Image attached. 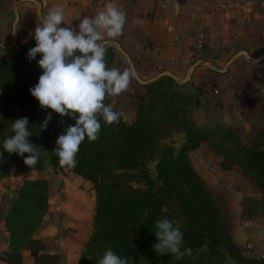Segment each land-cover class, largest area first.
<instances>
[{"label": "trees", "instance_id": "1", "mask_svg": "<svg viewBox=\"0 0 264 264\" xmlns=\"http://www.w3.org/2000/svg\"><path fill=\"white\" fill-rule=\"evenodd\" d=\"M34 46L35 41L31 38L26 45L19 47L11 58L0 63V75L17 66L21 67L25 62L33 65L37 71V75L32 79L20 78L12 89L1 96V113L7 120L29 105L41 124L50 111L42 110L29 93V89L37 83L42 74L36 60L29 62L27 59V52ZM39 58L38 55L36 59ZM113 58V51L108 48L105 56L107 68H110ZM150 119L151 113L139 103L136 119L132 124L125 125L120 121L114 123L113 130L116 133L113 131L108 147L99 148L95 141L90 142L91 163L87 162L79 149L76 154L77 166L68 169L59 165L58 157L52 151L57 137L67 127L72 126L73 119L52 114L46 128L52 134L47 141L49 166L56 171L65 168L89 181L93 185L95 195L93 232L86 242L78 264H98L107 249L127 258L128 264H264V258H247L242 255L231 236L228 211L224 210L218 198L209 192L188 155L189 152L199 149L203 143H207L213 153L230 163H240L244 160L240 163L244 174L249 175L254 171L259 174L257 186L261 198L258 202H251V212L255 216L264 217V122L251 143L241 150L232 130L221 129L213 133L204 131L192 126L187 118L183 117L177 124L185 133L184 146L173 156L160 160L155 167V177L151 178L141 161L144 157L143 139L148 138L155 127V121ZM113 143L115 145H112ZM6 155L8 160L0 163V181L10 175V165H14L18 173L41 171L44 167L39 159L36 165L26 166L24 158L27 154ZM109 163H118L122 167L115 169L108 165ZM221 168L230 169L226 164H221ZM135 175L138 180L131 181ZM34 200L38 201L36 208L39 210L41 221L46 215L47 207L45 179L25 181L7 211L4 223L10 237V248L1 259L6 264H21V254L24 250L29 251L34 264H61L57 255H40L45 246L42 242L31 239L32 234L45 227L43 223L38 222L33 226L29 220V223H25L26 227L22 226L28 210L25 203ZM161 218H167L179 226L183 233L181 251L189 248L190 255L176 259L171 254L155 253V223ZM197 253L199 256L195 258Z\"/></svg>", "mask_w": 264, "mask_h": 264}, {"label": "crops", "instance_id": "2", "mask_svg": "<svg viewBox=\"0 0 264 264\" xmlns=\"http://www.w3.org/2000/svg\"><path fill=\"white\" fill-rule=\"evenodd\" d=\"M105 3L106 0H0L3 53L0 61L11 57L31 40L39 23L38 13L43 15L60 6L64 9L65 24L75 28L80 17L95 15ZM114 3L122 7L126 23L122 35L109 48L116 50V68L128 70L130 76L134 73L128 86L134 83L143 89L151 81L160 80L162 77H157L162 73H168L170 76L163 77L178 83L189 75L193 76L189 82H193L194 76L200 73L204 77L217 76L220 95L198 110L194 118L216 117L213 120L219 125L237 132L248 131L262 122L264 60L248 66L240 57L246 58L264 48V0H114ZM200 34L206 46L196 50ZM200 60L205 68L192 69ZM16 176L22 181L40 180L33 172ZM2 194L0 264H6L1 259L9 252L10 237L4 223L7 212L1 206ZM83 214H78L77 219ZM78 226L79 223L76 233L65 229L56 232L46 226L32 234L31 239L45 246L40 255H57L61 264H78L86 245L82 244L83 232ZM21 256V264H34L28 250L22 251Z\"/></svg>", "mask_w": 264, "mask_h": 264}, {"label": "rangeland", "instance_id": "3", "mask_svg": "<svg viewBox=\"0 0 264 264\" xmlns=\"http://www.w3.org/2000/svg\"><path fill=\"white\" fill-rule=\"evenodd\" d=\"M205 46L206 42L202 48ZM112 51L115 56L116 50ZM240 59L248 66L257 65L264 60V48L256 54H248L246 58L241 56ZM4 60H1L0 63ZM203 63V60L196 62L192 69L205 68ZM110 68H116L114 58ZM35 75H37V71L34 66L27 62L7 73H1L0 98L12 89L20 78L29 80ZM191 76L186 77L181 83L169 77H162L160 80L151 81L143 89L132 83L121 94L106 97L104 100L106 105L112 104L114 110L121 113L119 121L125 125H130L135 121L139 103H142L146 110L151 113L150 120L155 121V127L152 128L149 137L143 139L144 157L141 160L151 178L155 177V167L160 160L173 156L184 146L185 133L177 124V121L183 117L187 118L192 126L204 131L208 130L213 133L221 129L232 130L240 143L241 150L251 143L263 126L264 114L259 125L254 124L248 131L243 132H237L232 128L219 125L213 120L216 117L198 118L196 116L194 118V114L198 110L220 95V88L215 81L217 76L204 77V74L200 73L194 76L193 82H189ZM134 77L135 75L132 72L130 79ZM139 98L144 100L140 101ZM23 117H27L29 120L30 130L33 133L29 140L36 147V152L39 154L38 159L44 164L41 171L31 172L37 173L39 179L47 181V207L46 215L40 221V213L36 208L38 201L25 203L28 210L22 226L26 227L25 223H29V220H31L30 223L33 226L40 222L45 227L51 226L56 232L65 229L70 233H76V224L79 223L78 230L83 232L81 234L84 237L82 244H85L93 232L92 218L95 203L93 185L65 168L56 171L49 166L47 141L52 137V134L46 129L40 130V122L29 105L24 106L14 117L7 120L2 116L0 101V139L9 135L10 125L14 120ZM211 121L214 122L211 123ZM100 123L101 129L95 142L99 148L108 147L111 143V136L115 132L113 130L114 123L106 125L102 120ZM72 125H74V120H72ZM112 145H115V143ZM90 148L91 143L87 139L79 147L88 163L92 161L89 157ZM6 154L0 149V163L8 160ZM188 155L192 166L209 192L218 198L224 210L228 211L231 236L242 255L247 258H264V217L255 216L251 212V202H258L261 198V192L257 186L259 174L256 171L251 172L249 175L244 174L240 167V163L244 161L242 158H235L241 159L242 162L240 163H230L223 157L213 153L207 143H203L199 149L189 152ZM221 164L228 165L230 169L223 170ZM108 165L115 169L122 167L118 163H109ZM10 169V175L2 180L5 181L3 184H0L2 185L0 192H3L1 206L6 207V212L16 199L19 188L25 182L16 176V174L21 173L17 172L14 165H10ZM134 180L137 181L138 177L131 178V181ZM78 214H83V216L77 219ZM198 256L199 253L195 258ZM225 264H229V262Z\"/></svg>", "mask_w": 264, "mask_h": 264}, {"label": "clouds", "instance_id": "4", "mask_svg": "<svg viewBox=\"0 0 264 264\" xmlns=\"http://www.w3.org/2000/svg\"><path fill=\"white\" fill-rule=\"evenodd\" d=\"M39 23L32 34L35 46L27 52L29 62L36 60L41 75L29 89L39 107L47 112L40 130L47 128L52 114L74 120L55 141L52 152L58 157L59 165L68 169L77 166L76 154L87 139L97 140L102 119L106 125L116 123L121 113L112 104H105L106 97L121 94L128 86L130 72L106 67V51L122 35L126 15L114 0H106L102 10L93 16L84 15L73 28L65 24L64 9L56 6L45 14H37ZM61 25H64L61 27ZM16 25H13V33ZM0 54L2 46H0ZM39 59L37 60V56ZM27 117L14 120L9 135L0 139V149L9 155L25 156L26 166L36 165L39 154L30 142ZM156 254H171L176 259L191 254L183 246V233L178 225L167 218L155 223ZM98 264H128L127 258L111 249L104 251Z\"/></svg>", "mask_w": 264, "mask_h": 264}, {"label": "built area", "instance_id": "5", "mask_svg": "<svg viewBox=\"0 0 264 264\" xmlns=\"http://www.w3.org/2000/svg\"><path fill=\"white\" fill-rule=\"evenodd\" d=\"M204 44H205V38L202 34H200L197 38V43L195 45V49L196 50L201 49Z\"/></svg>", "mask_w": 264, "mask_h": 264}, {"label": "water", "instance_id": "6", "mask_svg": "<svg viewBox=\"0 0 264 264\" xmlns=\"http://www.w3.org/2000/svg\"><path fill=\"white\" fill-rule=\"evenodd\" d=\"M243 55H246L245 53H243ZM165 75H167V76H170L168 73H162L161 75H159L157 78H161V77H163V76H165Z\"/></svg>", "mask_w": 264, "mask_h": 264}]
</instances>
